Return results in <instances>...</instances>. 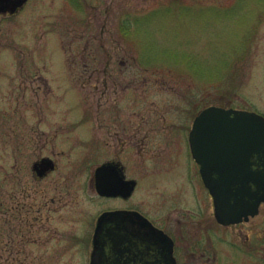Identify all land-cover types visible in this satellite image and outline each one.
<instances>
[{"label":"rangeland","instance_id":"rangeland-1","mask_svg":"<svg viewBox=\"0 0 264 264\" xmlns=\"http://www.w3.org/2000/svg\"><path fill=\"white\" fill-rule=\"evenodd\" d=\"M208 104L264 114V0H27L22 11L1 15L0 264H88L89 237L70 239L92 227L89 209L97 206L84 201L89 177L78 162L86 150L84 167L101 157L88 122L99 141L100 122H190ZM67 127L74 144L50 140ZM107 141L115 156V139ZM152 141L140 159L168 154ZM60 150L77 159L62 162ZM51 153L58 167L41 178L39 159ZM177 173L146 181L182 194L194 216L192 192ZM201 195L211 218L206 190ZM262 218L264 204L254 220ZM246 225L219 234L243 241Z\"/></svg>","mask_w":264,"mask_h":264},{"label":"flooded vegetation","instance_id":"flooded-vegetation-1","mask_svg":"<svg viewBox=\"0 0 264 264\" xmlns=\"http://www.w3.org/2000/svg\"><path fill=\"white\" fill-rule=\"evenodd\" d=\"M23 6L13 12L9 10L0 11V16H12L22 11ZM210 105L220 106L218 104L205 105L198 110L194 117ZM223 107L230 108L232 106ZM131 112L138 113L137 110H132ZM193 119L190 122H178L175 120L147 122L135 120L124 122L116 120L115 127L107 126L106 122H100L101 129L104 132L99 141L93 136L92 123L88 122L91 132L89 140L98 145L97 148H99L101 157L98 162H94L95 160L87 161L84 167L82 164L83 160L85 161L89 154L86 150L84 156L78 162L82 166L81 171H85L89 177L85 188L87 198L85 197L84 201L90 205L96 204L97 206L90 207L94 209H89L91 215H94L92 227L87 229V226H84L83 231L72 233L70 239L80 238V234L87 240L89 237L91 256L94 247V232L99 216L103 212L122 211L123 221L127 222V225L131 227V243L125 249L129 251V253L125 252L126 260L131 262V264H143L151 261L152 255L154 256L156 253L157 244L155 242L160 240L158 238L159 233H164L172 240L173 256L177 264H183V261L185 264H235L236 255L233 254V251L241 254L239 264H250V262L255 260H258L259 264H264V219L254 220L260 214L264 200L259 202L253 214L248 213L246 216L243 215L240 219L229 223H222L217 220L213 198L203 180V173L208 167H206L203 159L197 160L192 155L190 148L189 134ZM206 123L214 124L211 121ZM73 128L67 127L65 130L54 133L50 140L58 137L65 144L73 143L70 136ZM39 132L41 135L46 133L45 130H40V128ZM108 136L116 141L115 156L110 154V150L106 146L108 145ZM152 140L164 144V149L165 151L168 150V154L160 158L154 155L150 157L142 156V159H140V149L145 150L146 143ZM204 141L207 140L202 130L199 137L202 150L205 147ZM233 149L235 151L231 152L228 148L223 147V151L219 153V147L212 148L211 164L213 168H210L212 176L232 173L248 175L251 174V171L263 170L264 153H258L259 150L261 151L260 146H255L256 152L254 153L252 152V145L246 143L240 144L238 147L234 146ZM68 150L70 149L68 148ZM62 151H58L57 154L61 152L58 155H62ZM75 152L72 151L71 155L66 157L63 154L62 162L70 163L75 161L77 159L73 155ZM129 152L133 154L134 159L131 160L133 162H128L124 158V153ZM134 153L138 158H136ZM52 155V153L45 154L39 159V177L43 178L57 169L58 165ZM229 164L233 165V167H220L221 165L226 166ZM70 166L71 164H68V168ZM98 167H101V192L98 191L96 186V169ZM169 170L178 172L174 179L179 180L180 184H183V180H185L186 184L189 185L194 200H191L190 203L194 204V209H196L194 216L188 214V209L186 208L188 202L182 194H173L175 190L166 193L164 188H154L153 185L150 187L147 184L149 181L147 182L146 178L150 176V178H153V175H157L161 171L168 172ZM194 182L198 183L201 188L199 193L196 190L194 191L196 187ZM203 190H206L211 202L212 217L208 219L204 217L203 207L199 205L197 199L199 195L202 197L201 193ZM139 191H142L146 200L142 197L141 199L139 198ZM172 208L173 210L177 208L182 210L179 211V215L171 217L167 213ZM65 213L67 214V212ZM243 223L248 224L245 230H239L243 241L219 234L221 228L232 227V229H235L236 226ZM88 264H90V258Z\"/></svg>","mask_w":264,"mask_h":264},{"label":"water","instance_id":"water-1","mask_svg":"<svg viewBox=\"0 0 264 264\" xmlns=\"http://www.w3.org/2000/svg\"><path fill=\"white\" fill-rule=\"evenodd\" d=\"M25 0H0V11H15ZM208 121L214 124L206 123ZM204 131V150L199 142L201 131ZM216 138V140H215ZM193 156L203 159L207 170L203 173L205 186L208 188L214 203V212L218 221L229 223L240 219L248 213H255L260 201L264 200V165L263 170L251 171L248 175L222 174L212 176L210 168L213 147H223L235 151L234 146L251 144L264 153V117L255 112L242 109L224 108L211 105L204 108L193 121L189 134ZM221 168H232L233 165H221ZM101 167L96 169V186L101 192ZM230 172V171H229ZM122 211L103 212L94 232L93 250L90 264H131L126 260L125 249L131 243V227L123 221ZM156 240L155 255L150 262L143 264H177L173 256L172 240L164 233H159ZM127 246V247H126Z\"/></svg>","mask_w":264,"mask_h":264}]
</instances>
